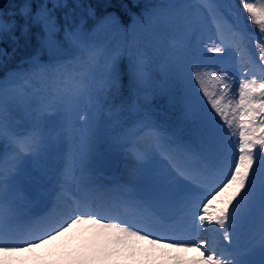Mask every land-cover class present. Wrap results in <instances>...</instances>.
Listing matches in <instances>:
<instances>
[{"label":"snow or ice","instance_id":"6c2138e0","mask_svg":"<svg viewBox=\"0 0 264 264\" xmlns=\"http://www.w3.org/2000/svg\"><path fill=\"white\" fill-rule=\"evenodd\" d=\"M240 5L256 34L233 0H159L128 25L82 0H24L12 19L0 13V41L13 45L0 47V67L21 41H35L0 78V264L10 256L26 264L68 235L80 243L63 245V264H189L184 254L193 250L194 264H264V2ZM157 29L183 37L163 74L136 44L138 32ZM204 49L224 54L220 74L190 59ZM225 68L239 72L235 90ZM157 95L181 106L190 136L155 122ZM102 142L126 150L133 173L154 158L163 167L142 188L105 183ZM25 163L35 173L28 196L19 183ZM202 234L214 239H195Z\"/></svg>","mask_w":264,"mask_h":264},{"label":"trees","instance_id":"16d2710c","mask_svg":"<svg viewBox=\"0 0 264 264\" xmlns=\"http://www.w3.org/2000/svg\"><path fill=\"white\" fill-rule=\"evenodd\" d=\"M71 3V0H69ZM85 4H90L96 8L97 16L105 15L107 13H113L120 18V20L125 24H129V15L131 13L139 14L146 5L154 4L159 2V0H82ZM137 4H136V3ZM237 7L240 8L241 16L246 22L248 29L254 33L257 32V26L251 25L248 23V17L246 12L242 9L240 5V0H236ZM258 2H264V0H258ZM24 3V0H0V13H3L5 19H12L13 13L17 12L21 4ZM136 4L137 6H133ZM19 20V16L15 17ZM22 22V21H21ZM92 21H89L91 24ZM165 29L155 30V38L161 42L168 40V37L176 38L175 33H165ZM17 34L18 31H17ZM154 37H151L148 34L143 32H138L136 36L137 47L147 51L153 61H157V55L161 54L162 63H157L161 68V74L163 67L169 62V58L172 55L174 49L171 46L160 48V53L157 52L155 48V42L152 40ZM182 37H177L179 42ZM35 41H31L28 44H25L24 41H21L19 50L17 54L7 62L6 67H0V78H2L9 69H14L17 66V63L21 61L24 57L31 54L33 50V45ZM164 43V42H163ZM0 47L7 48L9 51L12 50V43L10 40L5 39L0 41ZM191 58V57H190ZM124 64L122 63L121 67L123 68ZM189 68V65L187 66ZM122 94L123 98H128V88H127V77L122 79ZM131 103V101H128ZM119 103V101H117ZM151 108L153 110V116H155L160 121L166 123L174 132L181 136H190L193 129V124L191 120H186L183 116L182 108L179 104L170 103L169 98L163 95H157L151 102ZM131 118V117H130ZM144 185L141 186V188Z\"/></svg>","mask_w":264,"mask_h":264},{"label":"rangeland","instance_id":"374dc122","mask_svg":"<svg viewBox=\"0 0 264 264\" xmlns=\"http://www.w3.org/2000/svg\"><path fill=\"white\" fill-rule=\"evenodd\" d=\"M233 3L236 4V2L233 0ZM242 19V18H241ZM243 21V19H242ZM244 23V21H243ZM245 24V23H244ZM252 33V32H251ZM254 48V45H253ZM198 56L196 54L193 55L198 61H203L208 67L207 71L209 72H216V74H220L218 70V62L223 60L224 54H217V53H209L207 52V49H204L203 52H198ZM233 60H238V57H233ZM225 71L228 72L230 76L235 75L236 80L233 84V90H235L236 85L239 82V72H233L230 68H225ZM195 81L193 82V86H195ZM197 86V85H196ZM210 87L212 86L211 84L209 85ZM201 99L206 102V98L202 97L201 94ZM214 114V113H213ZM49 120H55L56 116L55 113H52L48 117ZM156 122V121H155ZM17 127L19 129H23L24 126V119L21 116H17ZM161 128H163L165 131L166 128L162 127L158 122H156ZM108 124V117L105 116L102 118V127L107 126ZM169 132V131H167ZM171 133V132H169ZM229 155L227 157L228 162H231L232 159L234 158V154L236 153V143H235V138L229 137ZM141 147H145V145H142ZM104 155L105 159L111 163H114L117 165V168L120 167L119 174L117 171L110 177L106 176L105 174L101 173L99 167L98 171L105 183L109 184H129L135 186L136 184L139 183L140 180H146V176L150 173L155 172L156 170H159L163 167V161L160 158H154L152 160H149L144 167L135 173L131 171L132 168V161L128 157L126 150H120V151H110L108 149V145L104 142L101 143L100 145V155L98 157V161L101 158V156ZM29 168V169H28ZM123 168V169H122ZM23 174L28 173L32 176L35 175V173L32 170V167L30 164L25 163L23 166ZM28 171V172H27ZM30 172V173H29ZM32 176L30 177V189H25L24 187H20L22 189L21 195L22 196H28L31 192V184H32ZM21 177L19 178V183L21 182ZM42 196H46V193H41ZM172 214L171 216H175L177 214V210L175 208H172ZM214 226V225H213ZM212 226V227H213ZM200 238V235H195V239L198 240ZM204 239H208L209 242L212 241L213 235L209 234L208 237H204ZM203 239V240H204ZM80 241L73 239L72 235H68L66 237L61 238L60 240H57L53 242L52 244H49L45 246L44 248L37 249L34 254L29 256L26 260V264H54V262L59 261L60 264H63V259H62V253H64L65 248L63 247L60 249V246H63L65 244H68L70 247H74L75 245L79 244ZM242 244L248 243L246 239H242L241 241ZM52 253H55V255H52ZM28 255V254H25ZM186 259L193 258V261L198 258V253L196 251H191L186 254ZM7 264H18V260L16 257H8L7 258Z\"/></svg>","mask_w":264,"mask_h":264},{"label":"water","instance_id":"95a60500","mask_svg":"<svg viewBox=\"0 0 264 264\" xmlns=\"http://www.w3.org/2000/svg\"><path fill=\"white\" fill-rule=\"evenodd\" d=\"M100 166H101V169L108 174L113 173L116 169V167L114 165H109V164L103 162V160L100 162Z\"/></svg>","mask_w":264,"mask_h":264},{"label":"bare ground","instance_id":"6f19581e","mask_svg":"<svg viewBox=\"0 0 264 264\" xmlns=\"http://www.w3.org/2000/svg\"><path fill=\"white\" fill-rule=\"evenodd\" d=\"M123 169V168H122ZM119 171H120V167H118L117 169V173L119 174ZM116 174V173H115ZM208 234H202L200 235V238H198V240H203L204 237L206 238ZM63 246H60V249H62ZM187 261L189 262V264H194V261H193V258H190L189 260L187 259Z\"/></svg>","mask_w":264,"mask_h":264}]
</instances>
